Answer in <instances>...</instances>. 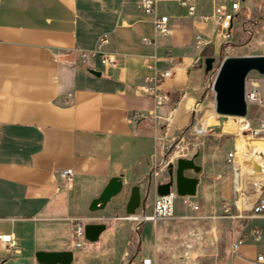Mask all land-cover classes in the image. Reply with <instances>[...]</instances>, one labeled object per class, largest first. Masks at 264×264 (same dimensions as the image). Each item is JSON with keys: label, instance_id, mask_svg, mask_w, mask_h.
Listing matches in <instances>:
<instances>
[{"label": "crops", "instance_id": "obj_1", "mask_svg": "<svg viewBox=\"0 0 264 264\" xmlns=\"http://www.w3.org/2000/svg\"><path fill=\"white\" fill-rule=\"evenodd\" d=\"M235 1L195 0L190 16L178 0H158L169 34L155 37L141 0H0V231L17 242L15 253H0L8 255L3 264H37V251H72L71 264H84L83 258L86 264H140L150 258L143 256L147 248L153 264H264L257 261L264 255V215L251 216L264 198V163L242 172L237 140L207 131L212 125L180 131L193 141L180 136L172 146L203 78L206 46L198 47L195 35L212 41L214 9ZM104 35L117 66L83 64L79 52ZM167 71L159 89L169 100L155 108L143 88ZM185 98L188 107L174 119ZM194 155L199 171L184 176L197 179L189 196L197 211L177 201L172 219L125 218L131 187L141 198L148 193L144 212L151 214L156 187L167 181L152 177L153 168ZM67 169L69 182L61 176ZM112 177L122 179L120 197L89 212ZM77 218L105 224L96 242L73 244Z\"/></svg>", "mask_w": 264, "mask_h": 264}, {"label": "rangeland", "instance_id": "obj_2", "mask_svg": "<svg viewBox=\"0 0 264 264\" xmlns=\"http://www.w3.org/2000/svg\"><path fill=\"white\" fill-rule=\"evenodd\" d=\"M240 2L245 8H240L238 11L239 17H237L233 23L230 40L224 42L218 36L216 30L213 40L206 45V51L201 55L202 59L200 60V66L203 71V78L200 90L198 91L197 96L194 97L195 101L193 102V106L188 108L184 113V116L189 117L188 120L180 122L179 125H181V128L175 130L176 138L173 140L172 146L178 143L177 140H179L178 138L180 136H182L185 141H193V138L195 137L194 135L188 133L186 135L183 133L180 135V131L186 132L188 129L195 126H203L207 128L209 125H212V127L207 128L209 129L207 131L228 135L229 138L237 140L236 149L240 151L239 155L241 158L239 159V163L241 164L240 167L243 172L246 168L251 166L252 163H264V148L261 150L253 148L242 150L237 146L240 143L245 144V142L248 143L264 140V104L259 105L256 103H248L246 115L243 118H237L238 124H236L234 119L221 117L215 113L214 92L211 87L219 65L225 58L238 56H264V0H252V2L251 0H245ZM257 21H260V24L254 26V23ZM216 41L220 42L219 49L214 48V43ZM206 58L214 59L212 71L208 74L204 73V60ZM245 88L247 91L255 90L264 101V76L259 75L254 71L250 72L247 75ZM186 100L187 98H185L182 104L176 109L174 119H177L181 111L188 107L187 105L189 104H186ZM190 111L193 112V116L190 114ZM234 125H237L234 133H228L227 130L229 127ZM223 126H225V133L222 132ZM121 193L114 198L118 199ZM43 225L45 226L46 224L39 223V226L42 227ZM70 233L72 235L71 231ZM102 235H104V233ZM73 240V244L75 245L76 241L75 239ZM81 242L86 246L93 244L85 240H82ZM143 256L153 258L151 249L147 248L146 250H143ZM130 258L131 254L127 260ZM82 261L86 264L88 259L83 258Z\"/></svg>", "mask_w": 264, "mask_h": 264}, {"label": "built area", "instance_id": "obj_3", "mask_svg": "<svg viewBox=\"0 0 264 264\" xmlns=\"http://www.w3.org/2000/svg\"><path fill=\"white\" fill-rule=\"evenodd\" d=\"M179 5L184 8L188 15L192 16L195 14V0H178ZM158 0H141L140 8L144 15L149 16L152 22V28L155 37H166L169 34V21L167 15H159L157 13ZM240 10L239 0L231 3L229 7L219 6L214 9V22L218 36L224 41L228 42L231 37V31L233 28L234 13ZM206 20V19H204ZM144 44L151 45L150 39H143ZM196 44L200 46H206L210 43L208 39H205L201 34L195 35ZM108 44V38L106 35L99 38L95 47L91 50H81L79 52L80 60L83 64H87L90 61H98L104 68H115L118 64L117 57L109 53L106 50ZM169 71L160 74L153 79H150L148 86L143 88V92L148 96L152 97L155 103V108L162 106L167 103L168 96L161 92L159 89L160 81L169 75ZM247 77L245 79L246 84ZM213 83V82H212ZM212 87V85H211ZM245 101L246 103H256L259 105L264 104L261 96L255 91H247L245 88ZM138 115H134L133 119H137ZM229 158H232V154H229ZM168 164H161L155 166L151 171L150 175L154 178L158 176H167ZM72 170L67 169L61 172V176L66 182H69L72 177ZM180 203L192 211H197L198 206L192 202L189 196H178L176 192L170 189L169 193L165 196H155L152 200V213L146 214L143 212L141 215H131L125 218L136 222L142 223L146 221L155 222L161 219H172L174 215L175 203ZM225 212H227L225 210ZM264 215V198H259L251 209V216ZM84 219H73V233L76 240V246H81V241L84 239ZM254 240L260 241L261 233L259 229L253 231ZM241 244V241H237L233 245V250H236ZM17 249V242L12 233H6L0 231V253L3 251L8 255L15 253ZM8 255L4 256L0 254V264H3ZM257 261L264 262V255L258 256ZM140 264H153L150 258H142Z\"/></svg>", "mask_w": 264, "mask_h": 264}, {"label": "water", "instance_id": "obj_4", "mask_svg": "<svg viewBox=\"0 0 264 264\" xmlns=\"http://www.w3.org/2000/svg\"><path fill=\"white\" fill-rule=\"evenodd\" d=\"M213 63V58L204 60L205 74L212 71ZM252 71L264 76V56L227 57L222 60L212 83L214 111L217 115L232 118H243L246 115L245 79ZM88 73L96 77L100 76V72L94 70H88ZM195 157L196 155L190 159L178 158L175 164H168L167 181L156 187V195L165 196L172 189L181 197L194 196L197 179L185 177L184 172L199 171V168L194 165ZM262 171L264 174V167ZM122 189L123 182L120 177L110 178L99 196L90 202L88 211L93 213L103 210L112 198L121 193ZM147 198L148 193L144 198H141L139 188L131 187L125 204L126 216L135 215L138 210L144 212ZM104 230L105 224L103 223L84 225L85 241L96 242ZM72 255V251H37L34 253V259L37 264H71Z\"/></svg>", "mask_w": 264, "mask_h": 264}, {"label": "bare ground", "instance_id": "obj_5", "mask_svg": "<svg viewBox=\"0 0 264 264\" xmlns=\"http://www.w3.org/2000/svg\"><path fill=\"white\" fill-rule=\"evenodd\" d=\"M196 45L198 47H200V44H196ZM228 118L229 119H234V121H236V124H238L237 123L238 122L237 118H232V117H228ZM235 128H237V125H234V126L229 127V129L227 130V132L228 133H234ZM223 130H224V126L222 128V132H223ZM237 146H238L239 149H242V150H249L251 148L256 149V150H261V149L264 148V140H262V141H256V142H248V143L245 142V144H241L240 143ZM239 152L240 151L237 150V153H236V160L238 161V163H239V159L241 158L240 155H239Z\"/></svg>", "mask_w": 264, "mask_h": 264}, {"label": "trees", "instance_id": "obj_6", "mask_svg": "<svg viewBox=\"0 0 264 264\" xmlns=\"http://www.w3.org/2000/svg\"><path fill=\"white\" fill-rule=\"evenodd\" d=\"M239 15H237V17H238ZM260 24V21H257V22H255L254 23V26H258ZM252 25H253V23H252ZM234 38V37H233Z\"/></svg>", "mask_w": 264, "mask_h": 264}]
</instances>
